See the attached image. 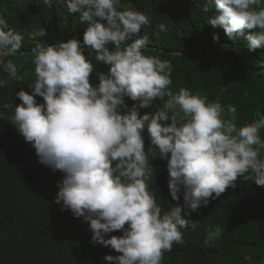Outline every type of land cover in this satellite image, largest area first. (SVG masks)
<instances>
[{
    "label": "clouds",
    "instance_id": "1",
    "mask_svg": "<svg viewBox=\"0 0 264 264\" xmlns=\"http://www.w3.org/2000/svg\"><path fill=\"white\" fill-rule=\"evenodd\" d=\"M260 2L207 0L203 11L214 8L208 23L222 28L229 39H244L255 51L264 47V7H255ZM67 10L79 13L86 25L83 45L110 71L98 72V85L93 86L95 65L80 40L55 45L38 40L32 48L35 75L23 87L28 73L18 74L16 65L5 58L20 52L24 37L6 31L0 18V67L8 73L7 80L0 79V91L6 85L17 89L12 105H0V118L2 108H12L9 121L33 146L39 162L53 170L47 169L42 182L47 187L43 191L52 197L49 210L59 206L65 218L90 222L92 242L119 253L105 255L108 264H164V253L172 247L175 253L185 243L186 233L180 231L188 227L185 216L235 187L249 170L254 173L249 179L264 188V160L258 158L264 149L259 135L264 116L237 128L231 105L228 112L233 115L224 120L218 101L209 103L184 87L175 95L166 91L172 83L171 63L145 56L148 37L137 38L149 18L136 10H121L120 0H67ZM256 28L260 31H251ZM213 38L219 41L218 35ZM37 96L43 103H37ZM125 97L139 103L129 108ZM157 98L165 101L163 107L141 116L139 109L152 107ZM177 108L185 119L182 124ZM145 129L151 141L147 151ZM157 158L167 162L169 192L176 202L163 213L152 195L160 191L162 178L150 162ZM54 171L61 175L55 183ZM10 201L17 204L14 197ZM121 231L123 235L116 236ZM108 234L113 235L106 238ZM220 235L219 227H210L205 243ZM60 242L52 245L55 256L65 250Z\"/></svg>",
    "mask_w": 264,
    "mask_h": 264
},
{
    "label": "trees",
    "instance_id": "2",
    "mask_svg": "<svg viewBox=\"0 0 264 264\" xmlns=\"http://www.w3.org/2000/svg\"><path fill=\"white\" fill-rule=\"evenodd\" d=\"M25 11H21L19 3ZM207 0H120V9H131L149 18L142 27L140 37H148L143 54L167 60L172 65L171 85L166 91L174 95L181 87L193 95L206 97L207 102L218 101L224 108L222 118L228 120L233 114L228 106L235 108L237 128L253 123L264 116V47L249 50L242 38L229 39L222 28H213L208 21L214 16V8L204 12ZM264 7V0L255 6ZM0 18L5 21L6 31L24 37L23 46L15 56L6 57L17 67L18 74L28 75L24 86L35 75L32 48L36 41L55 45L69 39L80 40L89 60L95 65L91 76L93 86L98 85V72L108 73L110 68L97 63L95 53L83 45L86 25L80 22L79 13H69L67 0H0ZM160 25L164 26L161 31ZM260 31L259 28L251 30ZM44 33L43 36L34 34ZM219 36V41L214 36ZM112 48V45H108ZM167 70H165V74ZM8 73L0 67V79L7 80ZM15 87L6 85L0 91V105L11 104ZM125 103L131 108L134 103L127 97ZM167 97L165 96V100ZM37 103L43 99L36 97ZM165 101L156 99L152 107L139 109L141 116L152 114L163 107ZM0 118V264H108L105 255H119L110 247L93 243L90 222L68 219L54 206L49 210L47 191L42 182L47 169L39 162L33 146L26 142L9 120L14 115L12 108H2ZM122 112L125 110L122 108ZM178 123L185 122L179 108ZM172 112L170 110L169 115ZM264 143V128L259 130ZM146 151L151 147L150 137L143 133ZM259 159L264 160V149ZM158 166L162 178L160 191L152 194L168 211L172 200L168 187L167 162L159 158L150 161ZM254 173L249 170L229 187L220 197L215 195L207 207L184 218L188 227L185 243L174 253L166 251L164 264H264V188L250 180ZM52 181L61 179L54 171ZM157 186V185H156ZM42 187V189H41ZM151 192L152 189L149 188ZM183 189L180 203L183 204ZM15 198L17 204L10 201ZM62 204V203H61ZM63 208V204L61 205ZM60 209V208H59ZM64 209V208H63ZM65 211L73 214L71 211ZM187 211V210H185ZM74 215V214H73ZM221 229V235L211 243H205L207 229ZM66 233V234H65ZM70 233V237H68ZM113 234H108L110 238ZM117 232L116 236H122ZM66 236V240L63 239ZM60 242L65 249L62 256L53 255L52 245ZM175 245V244H174ZM213 251L218 252L214 254ZM245 257H251L245 260Z\"/></svg>",
    "mask_w": 264,
    "mask_h": 264
}]
</instances>
